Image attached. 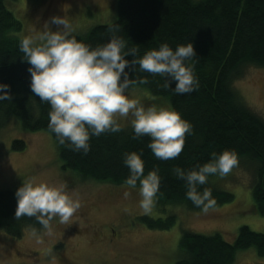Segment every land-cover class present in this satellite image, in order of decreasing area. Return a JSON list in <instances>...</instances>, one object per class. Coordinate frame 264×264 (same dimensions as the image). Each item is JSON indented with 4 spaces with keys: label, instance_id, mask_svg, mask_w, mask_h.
Segmentation results:
<instances>
[{
    "label": "trees",
    "instance_id": "16d2710c",
    "mask_svg": "<svg viewBox=\"0 0 264 264\" xmlns=\"http://www.w3.org/2000/svg\"><path fill=\"white\" fill-rule=\"evenodd\" d=\"M15 1L0 0V84L8 85L13 97L12 101H0V130L15 118L25 131L48 132L55 142L60 168L97 182L124 184L130 175L124 154L135 151L144 161L145 175L158 169L161 183L157 203L183 204L191 210L199 208L187 199L186 183L174 177L173 167L191 170L210 162L213 154L234 151L245 167L249 164L253 168V207L256 213L264 215V120L233 86L248 66L264 68V0H116L113 21L94 25L83 34L73 33L77 39L96 47L110 39V26L117 25V35L129 47H138L141 56L165 42L174 50L180 44H193L198 61L193 70L199 88L189 94H176L172 90L175 81L171 82L172 88L164 89V78L136 72L131 67L125 69L130 78L149 80L148 84L134 88L143 89L146 98L147 92L160 97L159 101L163 100L168 109L177 111L193 127L180 156L168 161L155 158L147 147L150 137L133 139L132 127L127 126H122L118 133L92 136L87 154L71 150L67 142H58L48 129L50 106L42 103L30 88V65L22 59L18 48L23 25L7 8ZM125 59L131 61L133 56ZM12 148L23 149V141L13 140ZM212 176L198 190L210 188L216 206L230 202L232 194L212 186ZM22 184L0 189V230L15 237H20L27 226L42 227L34 217L15 218V193ZM138 220L149 228H168L175 215H168L165 220L146 216ZM250 246L264 257V231L240 226L236 239L230 243L218 233L204 235L183 230L178 241L180 258L174 264H231L235 250Z\"/></svg>",
    "mask_w": 264,
    "mask_h": 264
},
{
    "label": "rangeland",
    "instance_id": "374dc122",
    "mask_svg": "<svg viewBox=\"0 0 264 264\" xmlns=\"http://www.w3.org/2000/svg\"><path fill=\"white\" fill-rule=\"evenodd\" d=\"M115 1L17 0L7 8L21 21L22 36L43 30L45 21L52 16H65L74 34H83L94 25L115 19ZM50 27L57 30L54 24ZM233 86L264 120V68L248 66ZM127 94L139 98L145 107L155 104L167 108L160 97L147 92L146 98L141 88H130ZM130 120L131 117L118 118L127 127H131ZM15 139L23 141V149L13 150ZM30 178L50 186L65 185L82 207L71 225H60L59 218H55V234L43 236L42 244L31 235V226L25 227L20 237L0 230V264H174L180 258L178 241L183 230L204 235L218 233L230 243L240 226L264 231V215L253 207V168L249 164L245 167L243 161L228 176L211 177L212 186L232 194L230 202L215 206L207 214L183 204L156 203L151 214L145 215L139 208V186L129 190L125 184L81 179L72 170H62L52 136L43 130L25 131L13 118L0 130V189H12ZM125 190L131 191L128 199H124ZM171 214L175 221L168 228H149L138 220L141 216L165 220ZM36 230L43 232L42 228ZM231 264H264V257L250 246L235 250Z\"/></svg>",
    "mask_w": 264,
    "mask_h": 264
},
{
    "label": "clouds",
    "instance_id": "9594fccd",
    "mask_svg": "<svg viewBox=\"0 0 264 264\" xmlns=\"http://www.w3.org/2000/svg\"><path fill=\"white\" fill-rule=\"evenodd\" d=\"M51 24L56 25L57 30L53 31ZM119 30L117 25L110 26V39L92 47L73 35L75 29L65 16H52L45 21L43 30L19 38L22 59L30 65L31 91L50 106L48 129L60 144L67 142L71 150L87 154L92 136L121 132L123 128L118 118L131 117L133 139L150 137L147 147L155 158L177 159L186 136L193 134L192 125L175 110L158 108L155 104L145 107L139 98H130L127 94L130 88L148 84L149 80L139 76L130 78L125 69L131 67L133 71L164 78V89L172 88L171 82L175 81L172 90L176 94H189L199 88L193 70L198 62L193 44H180L174 50L165 42L141 56L138 47H129L127 41L117 35ZM128 55L133 56L131 61L125 59ZM12 99L9 86L0 84V101ZM124 164L130 172L124 184L131 190L136 189L139 182V208L143 214H151L161 183L158 169L145 175L144 161L135 151L124 154ZM238 166L237 154L224 150L219 155L213 154L210 162L197 168L186 171L175 166L172 173L186 183L187 199L207 214L216 206V200L210 188L205 187L201 192L199 186L207 184L210 175L224 178ZM129 190L124 191V199L130 198ZM15 195V218L34 217L42 226V233L35 228L31 232L38 244L44 242L43 236H54L52 221L55 218H59L60 225H71L82 207L65 185L50 186L34 178L24 180Z\"/></svg>",
    "mask_w": 264,
    "mask_h": 264
}]
</instances>
